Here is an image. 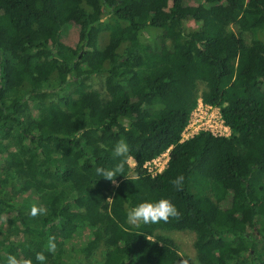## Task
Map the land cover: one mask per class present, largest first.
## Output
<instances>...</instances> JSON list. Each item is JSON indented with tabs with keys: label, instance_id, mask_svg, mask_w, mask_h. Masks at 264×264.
Wrapping results in <instances>:
<instances>
[{
	"label": "trees",
	"instance_id": "16d2710c",
	"mask_svg": "<svg viewBox=\"0 0 264 264\" xmlns=\"http://www.w3.org/2000/svg\"><path fill=\"white\" fill-rule=\"evenodd\" d=\"M199 99L229 135L181 140ZM121 140L124 174L99 178L122 162ZM167 148L150 174L145 162ZM0 172V260L38 264L52 237L46 264H77L109 240L107 260L84 264H181L164 234L178 230L193 233L199 264H264V0H0ZM161 197L178 217L128 222L130 207Z\"/></svg>",
	"mask_w": 264,
	"mask_h": 264
},
{
	"label": "clouds",
	"instance_id": "9594fccd",
	"mask_svg": "<svg viewBox=\"0 0 264 264\" xmlns=\"http://www.w3.org/2000/svg\"><path fill=\"white\" fill-rule=\"evenodd\" d=\"M125 130L127 126L125 125ZM129 145L124 140L117 142L112 148L113 158H120L121 163H118L114 168L105 169L104 167H97L96 173L99 178L104 177L108 180L114 181L118 174L123 172V161L130 159ZM127 176V175H126ZM128 177V176H127ZM129 178V177H128ZM184 182V176L178 175L172 181V185L179 191L182 188ZM46 208L43 206L37 207L33 206L30 210L32 216L44 215L46 214ZM179 210L176 205L171 201V199L166 197H161L155 200H144L133 207H130L126 212V217L129 223L137 224H156L158 222H167L170 217H178ZM57 245L54 238L50 237L46 244V251L49 253H54L56 251ZM35 261L38 264H46L47 257L43 251L36 252ZM0 264H33L32 258L19 259L16 255L9 254L6 259L0 260ZM181 264H187L186 261H182Z\"/></svg>",
	"mask_w": 264,
	"mask_h": 264
},
{
	"label": "rangeland",
	"instance_id": "374dc122",
	"mask_svg": "<svg viewBox=\"0 0 264 264\" xmlns=\"http://www.w3.org/2000/svg\"><path fill=\"white\" fill-rule=\"evenodd\" d=\"M185 5H190V4H196L199 2V0H184ZM98 14H94V16H97ZM194 24V21H189L188 25L191 27V25ZM147 35V34H146ZM63 41L66 43H74L77 40L78 37V25L75 23L69 24L68 26L65 27V30L63 31ZM151 37V36H150ZM169 39H167V42L169 43ZM197 81H196V87H198L199 91H201L204 87H206V82L202 78V72L198 73L197 75ZM207 76V74L205 75ZM93 84L94 87L98 88L102 92H105L103 82L101 81H95L90 80ZM131 164L134 165V160L131 159ZM0 177H2V173L0 172ZM17 181V180H16ZM165 235H168L172 237L179 245L180 247V255L182 258V261H186L187 264L191 262L192 264H199L200 263V257L198 253L196 252L195 248L193 247V233L188 232V231H178V230H172V231H165ZM72 243L76 245H80L82 241V235H77L74 237L71 241ZM111 240L109 241H103L100 244V247L94 251V253L88 257V258H80L77 264H84V263H96L107 260V250H108V244L110 243ZM213 248V245H209L204 249L203 255H208ZM46 257L51 256V253L45 252L44 253Z\"/></svg>",
	"mask_w": 264,
	"mask_h": 264
},
{
	"label": "built area",
	"instance_id": "2783aa9c",
	"mask_svg": "<svg viewBox=\"0 0 264 264\" xmlns=\"http://www.w3.org/2000/svg\"><path fill=\"white\" fill-rule=\"evenodd\" d=\"M201 130L210 131L215 135H229L231 132L229 125L222 117L220 108L206 104L199 99L198 105L192 111L191 117L183 129L181 140L184 141ZM169 154L170 148H167L160 155L146 161L144 167L152 175L160 173L167 165Z\"/></svg>",
	"mask_w": 264,
	"mask_h": 264
}]
</instances>
